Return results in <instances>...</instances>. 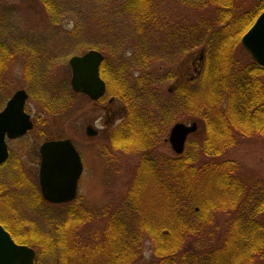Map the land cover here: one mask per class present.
<instances>
[{
    "label": "trees",
    "instance_id": "obj_1",
    "mask_svg": "<svg viewBox=\"0 0 264 264\" xmlns=\"http://www.w3.org/2000/svg\"><path fill=\"white\" fill-rule=\"evenodd\" d=\"M180 1L202 17H193L187 25L179 22V27L175 21H167L154 5L156 0H126L121 12L131 19L139 38L131 58L122 56L110 67L108 56L101 66L107 83L104 98H117L126 108L124 120L110 134V153H105L116 160L119 154L138 156V162L126 183L124 199L109 218L105 208L94 212L75 200L62 205L69 207L68 218L56 226L53 238L47 234L26 238L24 243L35 248L38 256L58 248L59 264H89L90 260L94 261L91 264H132L148 236L155 244L158 264H264V179L245 181L236 162L221 157L233 147L239 133L260 135L264 142V67L253 58L241 64L235 55L243 35L264 11V0L242 13L236 11V0ZM42 3L49 12L51 2ZM161 26L170 29L174 39L152 45L151 33L156 34ZM183 34L187 39L179 42L177 38ZM0 51L6 61L15 55L6 40ZM196 51L202 57L199 76L193 83L180 81L171 87L163 101L159 86L169 79L173 82L177 78L173 66L183 55ZM156 56L169 64L164 78L152 60ZM26 72L31 99L51 116L64 113V98L71 102L88 98L72 89L64 97L50 78L45 79L48 76L37 79L34 66ZM38 80L43 85L45 80L49 82L37 87ZM33 88H41L40 93H33ZM165 102L183 103L190 109L188 116L199 118V129L187 142L194 149L166 161L154 157L164 128L175 121ZM73 108V113L78 111ZM148 198L160 204L155 220L144 206ZM217 217L225 220L223 227L219 225L218 242L213 244L211 226L220 222ZM98 221L104 225L95 230ZM85 229H89L87 238ZM38 237L43 247L34 242Z\"/></svg>",
    "mask_w": 264,
    "mask_h": 264
},
{
    "label": "rangeland",
    "instance_id": "obj_2",
    "mask_svg": "<svg viewBox=\"0 0 264 264\" xmlns=\"http://www.w3.org/2000/svg\"><path fill=\"white\" fill-rule=\"evenodd\" d=\"M48 1L51 2L47 7L51 9L49 12L43 6L42 0H0V49L3 47V40H6L15 54L13 59L6 61L0 51V65L5 61L0 67V111L16 90L26 89L30 94L27 67L34 66L37 69V79L48 76L45 79L50 78L52 85L64 96L71 89L72 71L69 65L71 57L97 50L103 53L104 57L109 56V65L113 67L119 63L118 58L122 59L123 56L129 59L136 51L139 33L128 15L121 12L126 0ZM261 1L236 0V11L242 13L260 4ZM181 2L156 0L154 5H158L167 21H175V26H178L179 22L187 25L193 17L197 20L202 17L201 12L191 11ZM182 19H186V22ZM184 35L177 38L179 42L187 39ZM174 36L170 29L161 26L156 34L151 33L150 43L155 46L163 45L169 43L168 40H173ZM95 44H99V48H95ZM235 55L241 64L252 59L244 48L242 39L236 46ZM152 60L156 61L158 72H162L160 77L164 78L170 68L169 64L162 56H156ZM127 63H133V60L132 62L127 60ZM201 64V52L183 55L173 66L176 68L177 78L173 82L169 79L163 86H159L160 98L163 101L167 100L168 90L177 86L180 81L193 83L199 76L198 69ZM126 68L128 72L131 71V67ZM170 72L172 73V65ZM41 82L42 80L36 81L35 86H44L49 81L45 80L44 85ZM262 83L264 86V73ZM32 90L33 93H36V90L40 93L41 88ZM165 103L168 110L170 106V119L175 121L168 128H164L163 141L156 148L154 157L157 159L164 157L163 160L166 161L178 156L169 142L172 127L177 123L190 125L199 118L188 116L190 109L183 103ZM61 105L65 106L62 111L64 113L54 117L36 99L30 97L27 112L32 116L34 129L21 138L8 140L10 158L0 167V223L10 233H14L13 237L21 239L20 243L14 238L18 244H25L26 238L37 234H47L53 238V235L55 236L53 230L64 223L66 217L68 218V206L47 203L40 191L39 148L43 142L65 138L73 141L82 155L85 167L79 183L78 205L81 204L83 209H91L94 212L105 208L108 218L122 201L120 199H124L127 192L126 183L139 159L138 156L124 154L117 155L118 160L106 156V153H110V134L124 120L126 114V108L119 99L104 98L93 102L89 98L80 97L71 102L64 98ZM72 107L78 111L73 113ZM89 126L96 129L98 135L90 137L87 134ZM197 142L198 139H195L194 144ZM186 149V152H191V149H194L193 144L186 145ZM221 157L235 161L245 181L264 179L262 136L237 134L233 147ZM144 206L155 220L160 212V204L148 198L144 201ZM217 218L220 222L211 226L215 235L211 240L213 244L218 242V235L222 232L219 225L223 227L221 222L225 220L223 217ZM103 225V221H98L95 225L98 228L94 226L93 228L99 230ZM88 233L89 229H85L83 236L87 238ZM36 241L37 246L43 247L39 237L34 240ZM52 246L49 245V250ZM212 249L216 250L217 247ZM50 252L51 254L37 255L36 264L38 261L39 264H59V249L55 248ZM37 253L39 254L38 251ZM158 258L154 242L145 236L141 253L132 264H158ZM92 262L94 261L90 260L89 264ZM76 264H79V261Z\"/></svg>",
    "mask_w": 264,
    "mask_h": 264
},
{
    "label": "water",
    "instance_id": "obj_3",
    "mask_svg": "<svg viewBox=\"0 0 264 264\" xmlns=\"http://www.w3.org/2000/svg\"><path fill=\"white\" fill-rule=\"evenodd\" d=\"M242 44L253 59L264 67V12L242 37ZM103 60V54L96 50L70 58L71 87L74 92L85 94L94 101L105 95L106 83L100 75ZM28 98L29 95L25 90H18L0 112V166L9 157L6 138L16 139L33 129L31 115L26 112ZM197 130L196 122L190 125L175 124L169 136L173 151L176 154H182L188 137ZM87 134L95 137L98 132L89 126ZM40 155L39 179L45 200L52 204L73 201L77 196L84 165L72 140L43 142L40 146ZM35 260L36 251L27 245L17 244L11 234L0 224V264H35Z\"/></svg>",
    "mask_w": 264,
    "mask_h": 264
},
{
    "label": "flooded vegetation",
    "instance_id": "obj_4",
    "mask_svg": "<svg viewBox=\"0 0 264 264\" xmlns=\"http://www.w3.org/2000/svg\"><path fill=\"white\" fill-rule=\"evenodd\" d=\"M23 90H26V89H23ZM17 91V90H16ZM15 91V92H16ZM26 92H27V90H26ZM28 93V92H27ZM78 94V93H77ZM28 95H29V97H30V94L28 93ZM28 100H29V98H28ZM28 100H27V102H28ZM26 111H27V103H26ZM34 122V121H33ZM33 125H35L34 123H33Z\"/></svg>",
    "mask_w": 264,
    "mask_h": 264
}]
</instances>
